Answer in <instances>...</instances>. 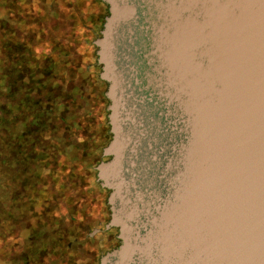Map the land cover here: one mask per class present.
<instances>
[{"label": "water", "instance_id": "water-1", "mask_svg": "<svg viewBox=\"0 0 264 264\" xmlns=\"http://www.w3.org/2000/svg\"><path fill=\"white\" fill-rule=\"evenodd\" d=\"M100 1L98 264H264V0Z\"/></svg>", "mask_w": 264, "mask_h": 264}, {"label": "rangeland", "instance_id": "rangeland-1", "mask_svg": "<svg viewBox=\"0 0 264 264\" xmlns=\"http://www.w3.org/2000/svg\"><path fill=\"white\" fill-rule=\"evenodd\" d=\"M97 11L91 0H0V58L6 62L0 68L9 62L23 72L12 96L5 91L18 77L13 73L0 76V85L4 82L0 102L8 107L0 112V264H39L33 251L42 239L35 220L45 224L43 219L49 220L50 213L57 226H66L70 224L69 208L75 202L92 218L104 209L105 193L96 197L93 174L86 170L90 157L76 159L78 154L95 153L98 143L97 127L91 123L97 108L92 106L89 86L82 80L83 65L91 59L93 49L83 40L99 35L104 17L102 10L99 20L91 19ZM90 28L93 33L88 32ZM13 44H19L17 49ZM53 45L63 49L64 55H60L61 50L54 52ZM45 54L55 55L59 62L50 85L60 91L49 99L47 109L41 85L49 80L39 83L30 77ZM64 93L73 98L66 101V111L61 114ZM34 98L39 99L34 102ZM50 120L58 126L51 132L45 125ZM49 141L58 147L41 151ZM55 150L59 151L57 157ZM95 197L97 201L92 203ZM28 223L31 226L25 229ZM49 231L51 239L60 236L55 226ZM26 235L28 243L23 248ZM48 244L39 242L42 247ZM77 254L84 261L88 253L83 248ZM50 256L43 264H62L57 253Z\"/></svg>", "mask_w": 264, "mask_h": 264}, {"label": "trees", "instance_id": "trees-1", "mask_svg": "<svg viewBox=\"0 0 264 264\" xmlns=\"http://www.w3.org/2000/svg\"><path fill=\"white\" fill-rule=\"evenodd\" d=\"M91 2L94 3V5L96 6V8L98 10L97 12H95V14L93 15V17L91 19H94L95 21L99 20V17H100V15L102 13L101 12L102 10H104L103 16L106 14V6L100 0H91ZM83 27L85 29L87 28V27H85L84 24H83ZM93 31H94L93 28H90L88 32L89 33H93ZM97 35L98 34L96 33L94 35V37H96ZM83 43H84V45H90L93 48L91 54L89 55L91 59L88 62L84 63V65H83V70L85 72V75L82 78V80L84 79L85 80L84 82L87 83V86H89V92L91 93V97H92V106L97 108L94 111V114L92 115L91 123H93L94 126L97 127L95 135H96V137L98 139V143L96 144V146H94V148H95L94 152L95 153H91V154H88V155L78 154V156H76L77 157L76 159H78V161H82V160H85L86 158L90 157V160L88 161L87 166H86L87 167L86 170L89 173L93 174V179H94L93 180V184H94V186L97 189H99V190L100 189H104L105 191H108L105 188H102V187L99 186L98 182L95 180V170H94V166L98 163V161L102 160L101 159V155H100L101 148L107 143V141H108V139L110 137V134L108 133V125L106 123V117H105V115H106L105 105L107 103V100H106V98H105V96L103 94V92L105 90V87H106V84L98 76L100 67L96 63V56H95V53H94L95 47L92 44V40L89 41L87 38H84ZM18 46H19V44H15L14 48L17 49ZM53 47L54 48L52 50L54 52L58 51V50H61V54L60 55H64L65 52H64L63 49L57 48L54 45H53ZM3 49L5 50V47H3ZM6 50L8 51L9 49H6ZM54 56L49 55V54H45L43 57H41V59H39L35 70L32 72V74H30L31 79L32 80H36L39 83L44 82V80H49L48 83H46L44 85H41L42 88L45 90V93L43 95V100H45V102H46V104H45V108L46 109L48 107H50L49 106V99L54 95V93H57V92L60 91V90L57 89V86L50 85V80H52L53 77H55V75H56L55 69L57 68V66L59 64V62L57 60H55ZM56 57H57V54H56ZM1 63L5 64L6 62L4 61V59L2 60L0 58V65H1ZM0 70H1L0 76L1 75L3 76L5 74V75L10 77V75L13 73V74L16 75V77H18V80H16V82L15 81L14 82H10L11 84L8 86L9 89H6V91L2 89V91H5L7 93V95H9V96L14 95L15 91L17 90V86L19 85L17 83L20 81V77L23 75V72L21 70L17 69L16 65H14V64L11 65L9 62H8V66L4 65V68L1 67ZM8 84H6V86ZM2 85H4L3 81H2V83L0 85V87ZM82 87L83 86L81 85L80 88L82 89ZM8 92H9V94H8ZM70 98H73V97H70L69 95H66V93L62 94L61 102H63L62 103L63 107H62V109L60 111L61 114H63L66 111L65 104H66V101L68 99H70ZM38 99L39 98H34V102L36 100H38ZM100 105H102V108H101L102 114L101 115H100L99 109H98ZM5 108H8L7 104H5L3 102H0V112L4 111ZM45 125H46L47 130L50 131V132L52 130H54L55 128H58V126L54 123V120L48 121ZM60 136H61L62 139L64 138V131H62L60 133ZM106 137H107V140L103 141ZM55 146H57V145L52 144L49 141L45 146H41L42 148H40V149H42L41 151H43V152H45V151L49 152V149L52 150ZM98 146H100V150L99 151H98ZM54 155L57 157L59 155V151L55 150ZM104 159H107V157H104Z\"/></svg>", "mask_w": 264, "mask_h": 264}, {"label": "flooded vegetation", "instance_id": "flooded-vegetation-1", "mask_svg": "<svg viewBox=\"0 0 264 264\" xmlns=\"http://www.w3.org/2000/svg\"><path fill=\"white\" fill-rule=\"evenodd\" d=\"M101 159L103 160L104 157H101ZM92 187L96 197L99 196V198H101L102 194L105 193L104 197L106 198L107 191L104 189H97L93 181ZM96 197L90 201L95 203V201H97ZM105 198L102 204L104 205V209H101V213L96 218H92L90 212L80 209L79 203L75 202L69 208L68 221L70 224L66 226H57L50 213L49 220L51 222H49L47 218H44L45 224L41 225L35 220L34 225H37L36 227L41 229L42 241L39 242L42 244L44 241L49 242L45 247L40 246L39 242L35 245L33 254H35L37 258V263L43 264L46 258L51 257V254L57 253V258H60L62 264H98L100 254L116 246L118 243L116 227L105 228V224L109 218V211ZM31 208H33V203L31 204ZM25 226L24 228L27 229L31 224L28 223ZM51 226H55L59 230L61 237L58 236L54 239L50 238L51 235L49 230ZM27 243L28 239L26 235L21 246L24 248ZM83 248L86 250V253H88L84 261H82L77 254L79 250ZM94 250L97 251L96 255ZM47 264L53 263L48 262Z\"/></svg>", "mask_w": 264, "mask_h": 264}]
</instances>
